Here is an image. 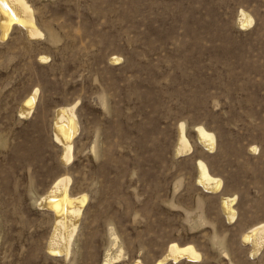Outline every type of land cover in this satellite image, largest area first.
I'll list each match as a JSON object with an SVG mask.
<instances>
[{
  "label": "rangeland",
  "instance_id": "374dc122",
  "mask_svg": "<svg viewBox=\"0 0 264 264\" xmlns=\"http://www.w3.org/2000/svg\"><path fill=\"white\" fill-rule=\"evenodd\" d=\"M28 1L45 36L15 26L0 40V264H101L109 228L127 256L117 264H153L170 242L202 254L175 264H264L240 242L264 222V0ZM240 9L253 17L247 31L235 26ZM72 103L79 132L64 166L52 121ZM181 122L194 151L175 158ZM197 124L216 134L214 153L196 146ZM198 158L237 196L234 224L194 185ZM65 174L88 195L68 259L46 252L52 215L34 204ZM197 208L204 222L188 218Z\"/></svg>",
  "mask_w": 264,
  "mask_h": 264
},
{
  "label": "bare ground",
  "instance_id": "6f19581e",
  "mask_svg": "<svg viewBox=\"0 0 264 264\" xmlns=\"http://www.w3.org/2000/svg\"><path fill=\"white\" fill-rule=\"evenodd\" d=\"M253 24V17L243 9L236 14L235 26L241 31H247ZM21 28L27 40H38L45 33L38 26L34 8L28 0H0V40H5L13 27ZM48 42L53 43L55 37L50 34ZM40 62H46L47 56L38 57ZM121 58L111 56L109 63L117 65ZM39 90L34 88L20 103L16 114L21 119L27 120L32 115ZM77 103L57 107L54 110L52 121V139L60 148L59 161L67 166L73 159L74 141L79 132V123L76 115ZM187 126L184 122L179 123L176 131V140L173 147L175 158L189 156L194 151V146L186 134ZM194 142L203 152L212 154L216 151V134L208 130L204 125L197 124L192 127ZM258 151L256 146L249 148V154ZM195 177L194 185L203 194L217 195L219 212L228 225L237 220L235 205L236 195L222 194L224 188L223 179L212 174L207 163L198 158L194 161ZM88 202L86 193L73 194L71 191V178L68 175L57 177L47 190L35 201L37 209L51 213L52 226L46 243V252L52 256H62L66 259L71 254L74 237L79 228L83 211ZM189 219L204 222L201 208L188 214ZM109 244L101 258V264H117L126 259V253L121 246L118 236L113 228H109ZM212 245L219 244V239L213 235ZM240 242L248 247L250 259H256L264 251V222L257 223L240 235ZM202 254L192 244L180 245L170 242L163 254L153 264L178 263L182 260L187 262H199ZM131 264H144L137 256Z\"/></svg>",
  "mask_w": 264,
  "mask_h": 264
}]
</instances>
